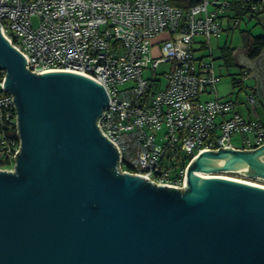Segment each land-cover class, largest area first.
Wrapping results in <instances>:
<instances>
[{
	"label": "water",
	"instance_id": "water-1",
	"mask_svg": "<svg viewBox=\"0 0 264 264\" xmlns=\"http://www.w3.org/2000/svg\"><path fill=\"white\" fill-rule=\"evenodd\" d=\"M251 69L264 107V57ZM0 30L2 90L16 110L20 147L0 171V264H264V187L197 171L264 179V144L201 150L183 188L120 172L96 121L107 104L97 83L74 73H30Z\"/></svg>",
	"mask_w": 264,
	"mask_h": 264
},
{
	"label": "built area",
	"instance_id": "built-area-1",
	"mask_svg": "<svg viewBox=\"0 0 264 264\" xmlns=\"http://www.w3.org/2000/svg\"><path fill=\"white\" fill-rule=\"evenodd\" d=\"M229 5L202 0L183 10L168 0H0V30L30 73H74L104 89L108 100L96 125L116 148L122 172L182 189L199 151L264 144L262 123L217 98L213 59L195 55L224 32L219 18ZM250 11L248 17H264V0ZM3 79L0 71V171L13 172L20 138ZM247 102L254 110L252 94Z\"/></svg>",
	"mask_w": 264,
	"mask_h": 264
},
{
	"label": "trees",
	"instance_id": "trees-1",
	"mask_svg": "<svg viewBox=\"0 0 264 264\" xmlns=\"http://www.w3.org/2000/svg\"><path fill=\"white\" fill-rule=\"evenodd\" d=\"M169 4L173 7L181 8L183 10H188L191 7L196 6L202 0H168ZM258 0H229V7L224 11L221 18L226 14V17H229L232 25L238 27L242 20L246 19H255L258 24H264V17L259 18V16L254 15L248 17L250 11V7L253 3H256ZM222 22V21H221ZM223 24V23H222ZM224 26V25H223ZM226 29L224 28V32ZM240 36L242 40V44L246 50V55L250 59H254L258 57L264 51V36H252L248 31H240ZM221 56L220 60H222V65L226 69L235 68V63L233 59V49L228 46H223L220 49ZM245 75L239 72L232 77V86L234 88H245L244 85Z\"/></svg>",
	"mask_w": 264,
	"mask_h": 264
},
{
	"label": "rangeland",
	"instance_id": "rangeland-1",
	"mask_svg": "<svg viewBox=\"0 0 264 264\" xmlns=\"http://www.w3.org/2000/svg\"><path fill=\"white\" fill-rule=\"evenodd\" d=\"M32 24L34 26H36V21L33 19L32 20ZM224 28L226 29V27L224 26ZM240 30H244V31H248L250 32V34L252 36H264V24L260 25L257 23V21L255 19H246V20H242L239 24V27H236L232 33L230 32V36L228 38V41L230 42V44L233 47H241L242 46V40H241V36H240ZM226 33L222 32V34L220 36L221 39L219 40H212L210 43V47L209 48H201L199 52H196V58L198 57H204V61L206 63H209L212 59H213V67L215 68V70L217 71V73L221 74V79L223 81H228L230 80L231 77H229L230 74L234 73L233 69H225V67H223L222 65V60H220V50L218 49V45L220 47H223L225 39H226ZM202 40L201 38H197V41ZM168 70V66L165 67H161L158 69V72H162V71H167ZM215 71V73H216ZM216 73V75H217ZM218 76V75H217ZM247 81V80H246ZM161 82H162V86H164L166 84V79L161 76ZM219 83V82H218ZM218 85V84H217ZM227 87L225 86H221V90H226ZM229 97V96H227ZM234 97V96H232ZM239 97L241 100H247V96L246 94L242 91L239 94ZM225 100V99H223ZM233 143L236 144L238 146V138L233 140ZM120 169V168H119ZM120 172L122 173V171L120 170ZM214 175H223V176H229V177H234V178H239V179H243V180H247L250 182H254L260 185L264 186V179L260 178V177H252V176H248L246 174L243 173H235V172H223V171H219L217 173H214Z\"/></svg>",
	"mask_w": 264,
	"mask_h": 264
},
{
	"label": "crops",
	"instance_id": "crops-1",
	"mask_svg": "<svg viewBox=\"0 0 264 264\" xmlns=\"http://www.w3.org/2000/svg\"><path fill=\"white\" fill-rule=\"evenodd\" d=\"M221 21H222L223 25L226 27V31H227L226 39H225V42H224L223 45L232 48L233 51H235L237 48L245 49L243 44H242L241 47H233L230 44V42L228 41V38L230 36V32L232 33V31L236 28V26L232 25V22H231L230 18L226 17V14H225L223 16V18H221ZM242 31H244V30H242ZM221 37L222 36H220L218 38H215L213 40H215V41L219 40V39H221ZM218 49L219 50L221 49V47L219 45H218ZM220 54H221V52H220ZM246 57H247V55H246ZM247 59L248 60H253V59H250L248 57H247ZM233 71H234V73L229 75V77H231L229 82L228 81H223L221 79V77H222L221 74L217 73V71H216V73H217V75L219 77V83L217 85V90H216L217 91V95H216L217 98L225 99V100H231L234 103V111L237 114H239L243 119H245L247 121L258 120L260 123H262L264 125V107H263L262 103L259 101V99L257 97L256 89L251 88V87L256 85L255 84V79L253 77L247 78L249 76V74L251 73V69L243 68V67H240V66L235 64V68H233ZM239 72H241L242 74L245 75V80H244V85H243L245 88H242V89L234 88L232 86V77H233V75H236ZM263 72H264V69H263ZM221 86H225V87H227V89L222 91L221 90ZM242 91L246 94V96L252 94L256 98L257 105H256L254 110L249 106L247 100L245 101V100H241L240 99L239 94ZM227 96H229V97H227ZM232 96H234V97H232ZM210 97H212V95H205L204 99H208Z\"/></svg>",
	"mask_w": 264,
	"mask_h": 264
},
{
	"label": "bare ground",
	"instance_id": "bare-ground-1",
	"mask_svg": "<svg viewBox=\"0 0 264 264\" xmlns=\"http://www.w3.org/2000/svg\"><path fill=\"white\" fill-rule=\"evenodd\" d=\"M220 171L240 173V172H237V171H234V170H220ZM214 173L215 172H211V171L210 172L197 171V172H195L193 174V176L202 177V178H204V177L228 178V179H232V180H236V181L245 182V183L253 184V185H256V186L264 187L263 185H260V184L254 183V182H250V181H247V180L234 178V177H229V176H223V175H214Z\"/></svg>",
	"mask_w": 264,
	"mask_h": 264
},
{
	"label": "flooded vegetation",
	"instance_id": "flooded-vegetation-1",
	"mask_svg": "<svg viewBox=\"0 0 264 264\" xmlns=\"http://www.w3.org/2000/svg\"><path fill=\"white\" fill-rule=\"evenodd\" d=\"M261 56H262L261 58H263V57H264V51L261 53Z\"/></svg>",
	"mask_w": 264,
	"mask_h": 264
}]
</instances>
